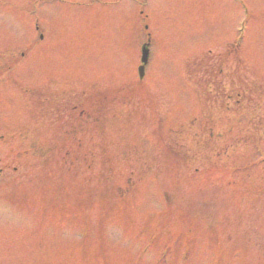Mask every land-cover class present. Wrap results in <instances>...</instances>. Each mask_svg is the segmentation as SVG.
<instances>
[{
  "label": "rangeland",
  "instance_id": "obj_1",
  "mask_svg": "<svg viewBox=\"0 0 264 264\" xmlns=\"http://www.w3.org/2000/svg\"><path fill=\"white\" fill-rule=\"evenodd\" d=\"M191 60L206 67L188 73ZM256 151L264 0H0V264H155L130 246L163 231L173 259L264 264ZM206 158L238 163L241 182L200 188L193 175L218 167ZM165 191L188 219L167 214Z\"/></svg>",
  "mask_w": 264,
  "mask_h": 264
}]
</instances>
